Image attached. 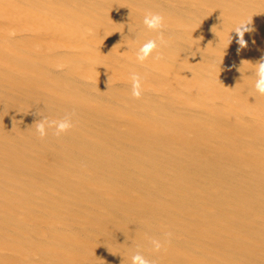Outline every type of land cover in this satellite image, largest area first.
I'll list each match as a JSON object with an SVG mask.
<instances>
[{
    "label": "bare ground",
    "instance_id": "6f19581e",
    "mask_svg": "<svg viewBox=\"0 0 264 264\" xmlns=\"http://www.w3.org/2000/svg\"><path fill=\"white\" fill-rule=\"evenodd\" d=\"M262 57L264 0H0V264H264Z\"/></svg>",
    "mask_w": 264,
    "mask_h": 264
},
{
    "label": "clouds",
    "instance_id": "9594fccd",
    "mask_svg": "<svg viewBox=\"0 0 264 264\" xmlns=\"http://www.w3.org/2000/svg\"><path fill=\"white\" fill-rule=\"evenodd\" d=\"M252 18L241 20L231 32H235L236 34V43L239 45L238 51L247 47V41L244 39L246 33H251L253 28L251 27ZM144 25L149 29L159 33L157 43V39L148 40L144 43L136 53V60L139 63H143L146 61L154 51H156L159 47L168 45V41L164 39L163 30L166 27L165 25V17L158 12H147L143 19ZM110 36V35H109ZM232 41V37L229 38V44ZM156 59H161V55L157 54ZM255 65V75L257 77L255 81V90L260 95L264 96V57H262ZM240 70V69H239ZM132 81V90L131 95L135 99H140L143 95V78L138 73H132L130 76ZM73 127L71 115H66L63 119L49 121L46 117H42V119L38 120L35 123L36 132L38 133L40 138H44L48 134L49 128L55 129V135L59 136L63 133H66ZM171 232H166L164 234V240L161 239H151L150 243L152 249L155 252H160L164 247L166 242L170 241L172 237ZM131 264H155L154 261H150L145 258L140 252H137L131 257Z\"/></svg>",
    "mask_w": 264,
    "mask_h": 264
}]
</instances>
